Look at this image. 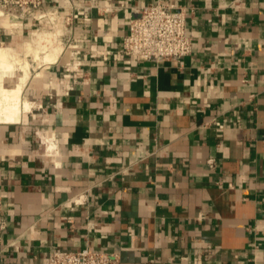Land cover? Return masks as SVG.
Here are the masks:
<instances>
[{
  "label": "crops",
  "instance_id": "crops-1",
  "mask_svg": "<svg viewBox=\"0 0 264 264\" xmlns=\"http://www.w3.org/2000/svg\"><path fill=\"white\" fill-rule=\"evenodd\" d=\"M156 2L186 12L192 52L121 55L130 18ZM45 3L77 14L87 74L67 89L43 64L24 85L31 108L0 123V264H48L54 248L264 264V0ZM31 28L0 18V43Z\"/></svg>",
  "mask_w": 264,
  "mask_h": 264
},
{
  "label": "built area",
  "instance_id": "built-area-1",
  "mask_svg": "<svg viewBox=\"0 0 264 264\" xmlns=\"http://www.w3.org/2000/svg\"><path fill=\"white\" fill-rule=\"evenodd\" d=\"M71 9L69 4L47 5L45 0H0V18L9 22V31L23 30L27 21H33L32 29L48 23L46 30L54 31L63 49H68H64V53L70 52L65 62L60 58L48 63L62 67V80L67 89L87 74L81 58L83 47L76 45L73 38L77 14ZM138 11V16L130 18L128 33L119 48L121 55L138 60H164L180 59L192 52L193 40L186 30L183 9H178L175 4L156 2L142 6ZM74 202L80 203V197L74 198ZM6 228L4 197L0 193V242ZM48 261V264H118L115 254L89 248H54Z\"/></svg>",
  "mask_w": 264,
  "mask_h": 264
},
{
  "label": "bare ground",
  "instance_id": "bare-ground-1",
  "mask_svg": "<svg viewBox=\"0 0 264 264\" xmlns=\"http://www.w3.org/2000/svg\"><path fill=\"white\" fill-rule=\"evenodd\" d=\"M51 36L52 33L47 31L36 33L33 40L25 42L22 52L10 46H0V71H4L3 65L6 60L12 66L13 71H20L19 76L22 77L21 83H16L12 87L4 85L0 91V123L17 122L21 114L31 108V103L23 97V89L40 52L45 53L42 59L46 63L55 62L60 58L62 62L68 59L70 52L65 51L64 53L62 44H54V38ZM35 74L40 75L41 73L36 72Z\"/></svg>",
  "mask_w": 264,
  "mask_h": 264
},
{
  "label": "rangeland",
  "instance_id": "rangeland-1",
  "mask_svg": "<svg viewBox=\"0 0 264 264\" xmlns=\"http://www.w3.org/2000/svg\"><path fill=\"white\" fill-rule=\"evenodd\" d=\"M41 25L42 24H40V26ZM48 26H49L48 23H46V25H44L43 27L42 26L39 27V28L36 27L34 29L31 28V29H29L30 31L27 30L24 33V35L15 38V41H13V42H5V43H2V44L0 43V46H10V47L14 48L15 50H17L18 52H22V49H23V46H24L25 42L33 40L35 38V36H36V33H39V32H42V31L49 32L50 30H46V29H49ZM50 26H51V24H50ZM53 32L54 31H52V36L51 37L54 38V44H57V43H59V38H57ZM64 49L68 50L66 47H64ZM64 49H63V51H64ZM44 55H45L44 52H40V56H38L39 58L35 59V61H34L35 65L33 66L34 68H33V71H32V73L30 75V79L29 80L32 79L33 74H35L36 72L40 71V69L42 68L41 66H43V64L44 65H49L48 63H46V61H44L42 59V57ZM20 74L21 73L18 70L17 71L16 70L12 71V72H10L7 75L4 74L3 70L0 71V91L2 90L4 85L7 86V87H12L16 83H21L22 77L19 76ZM32 105H34V104H32Z\"/></svg>",
  "mask_w": 264,
  "mask_h": 264
},
{
  "label": "clouds",
  "instance_id": "clouds-1",
  "mask_svg": "<svg viewBox=\"0 0 264 264\" xmlns=\"http://www.w3.org/2000/svg\"><path fill=\"white\" fill-rule=\"evenodd\" d=\"M3 68H4V74L5 75H7V74H9L10 72L13 71L12 66L9 65L6 60H5V63L3 65Z\"/></svg>",
  "mask_w": 264,
  "mask_h": 264
}]
</instances>
